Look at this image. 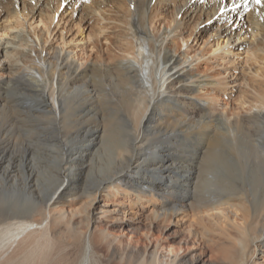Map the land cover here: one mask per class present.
Returning <instances> with one entry per match:
<instances>
[{
  "label": "bare ground",
  "instance_id": "1",
  "mask_svg": "<svg viewBox=\"0 0 264 264\" xmlns=\"http://www.w3.org/2000/svg\"><path fill=\"white\" fill-rule=\"evenodd\" d=\"M105 2L124 28L80 54L25 25L49 0H0V264H264V91L221 107L200 69L210 50L176 41L182 15L209 9L216 24L201 29L234 62L244 44L228 23L264 0ZM171 2L176 35L154 20ZM251 26L256 61L264 25ZM178 232L181 252L162 259Z\"/></svg>",
  "mask_w": 264,
  "mask_h": 264
},
{
  "label": "rangeland",
  "instance_id": "2",
  "mask_svg": "<svg viewBox=\"0 0 264 264\" xmlns=\"http://www.w3.org/2000/svg\"><path fill=\"white\" fill-rule=\"evenodd\" d=\"M93 1L94 0H64L60 2L58 0H49L50 5H47L46 8L43 9L40 16L28 15L25 25L31 30L32 28L44 29L45 24H48L50 26L46 29L45 35L48 37L49 43L52 45L58 44L65 49H72L74 52L80 54H86L93 39H102V33L114 34L124 28V24L117 19L119 18L117 14L123 16V12L121 10L119 11L118 5L106 3L105 0H99L103 3V10L101 11V9L95 10L90 8ZM208 1L213 2L214 0ZM25 3L27 4V2ZM202 3L205 4L207 2H201V4ZM22 5L23 3L21 2L19 8H22ZM57 5L59 7L55 11L54 8ZM173 5L174 3L171 2L170 6L163 8L162 14H159V17L154 19H159L160 22H157V26L160 28L161 33L166 32L167 34L176 35L178 32V29L175 27L179 19L173 21L172 14L175 12ZM54 11V18L52 19V13ZM248 11L249 7L244 11L236 12L233 20H230L229 23L228 21L223 22V24L228 23L231 27L233 26L235 31H240L241 36L237 38H235V36L232 40L238 39L237 42L243 41L244 44L242 50L235 56L236 60H234V62H228L226 58H223L220 50H217L218 52L213 51L214 48H216L217 42L220 43L222 40L217 39L213 35L214 33L208 35L210 29L204 31L201 29L202 26L207 23H211L212 25L216 24L213 18L210 19L211 13L209 9L205 10L204 8L202 11H199L198 7L191 16L182 15V18H180L182 33L181 35H176V41L181 45V50H184L185 47H190L189 51L194 58L210 50L204 58L200 59V69L213 75V80L220 90L226 89L224 93L218 90L221 107L224 106V103L236 107L237 104H239L240 96H243V99L251 100L259 95L260 92L264 91V57H262V60L259 59V57L264 54L258 50L256 52L258 59L254 61L255 59L253 55L251 56V51L246 52L245 50L247 47L245 42L252 38V33L256 32V28L254 32H252L251 25L255 24V27L264 25V12H261V14L258 13L255 15L256 18L254 17L252 19L248 16ZM3 12L4 10L0 8V42L3 41V39H10L9 35L4 34L7 27L5 19H3L5 16ZM12 22L10 23L11 25ZM100 30L102 32H100ZM173 30L176 31L173 32ZM224 43L225 41L223 42V46ZM221 50H223V48ZM219 53H221V55ZM230 56H232V53H230ZM258 63H261V65L260 68H258L257 74H254L252 69H247L249 67L253 68L254 65L258 67ZM4 64L5 60L0 57V76H5L7 74L6 69L2 67ZM256 69L257 68H255V70ZM141 226L143 229L145 228L143 225ZM114 229L116 230L115 232H120L119 228L114 227ZM128 229L129 227L127 226L121 231V234L125 236V241H128L131 237ZM173 229L174 227L171 226L170 229L166 231V234L172 232ZM155 234H158V231L154 233L153 237L156 236ZM182 238L183 233L178 232L171 241L166 243V248L160 250V252L162 251V259L169 260L170 256L176 252H181V249L178 247V242L182 240ZM190 246L191 244L188 245L191 249ZM195 252L199 254L200 250L191 251V254ZM200 257L201 261H203L206 260L208 256L202 253Z\"/></svg>",
  "mask_w": 264,
  "mask_h": 264
},
{
  "label": "snow or ice",
  "instance_id": "3",
  "mask_svg": "<svg viewBox=\"0 0 264 264\" xmlns=\"http://www.w3.org/2000/svg\"><path fill=\"white\" fill-rule=\"evenodd\" d=\"M257 3H260V0H257Z\"/></svg>",
  "mask_w": 264,
  "mask_h": 264
}]
</instances>
